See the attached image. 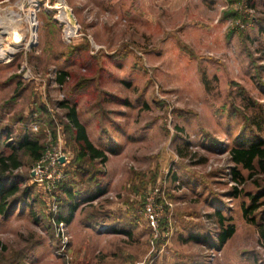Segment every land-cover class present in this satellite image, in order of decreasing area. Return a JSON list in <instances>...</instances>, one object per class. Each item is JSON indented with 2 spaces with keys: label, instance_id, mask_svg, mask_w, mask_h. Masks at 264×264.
<instances>
[{
  "label": "rangeland",
  "instance_id": "obj_1",
  "mask_svg": "<svg viewBox=\"0 0 264 264\" xmlns=\"http://www.w3.org/2000/svg\"><path fill=\"white\" fill-rule=\"evenodd\" d=\"M16 15L0 154L41 150H17L0 264H264V171L231 160L264 141V0H0ZM69 106L105 163L78 157Z\"/></svg>",
  "mask_w": 264,
  "mask_h": 264
},
{
  "label": "trees",
  "instance_id": "obj_2",
  "mask_svg": "<svg viewBox=\"0 0 264 264\" xmlns=\"http://www.w3.org/2000/svg\"><path fill=\"white\" fill-rule=\"evenodd\" d=\"M65 116L74 130L75 142L78 146V157L89 158L90 160H100L102 163H105V154L97 149L88 139L84 126L78 120L75 106H69L66 110ZM17 150H26L34 159L38 160L41 146L37 142L25 137L18 143L17 147H11V152L9 154H0V198L2 200L6 195H12L17 188V184L15 183V178L17 177L12 174L13 171L20 166ZM231 160L233 163L241 165L246 170L253 169V165L256 162L258 167L264 171V141H260L257 144H251L245 149H233L231 151ZM260 193L264 196V187ZM252 200L254 204H252L250 208L244 209L246 218L249 217L252 210L256 211L257 208L260 207L258 206V197L254 196L252 197ZM4 208L5 203H0V211L3 214H5L6 211ZM76 209V205H71L68 215L58 218L57 223L64 222L65 224H69ZM262 212H264V210ZM223 219V217L220 218L221 223L223 222ZM233 233V226L229 225L226 228L221 227L216 236L218 247L221 248L226 241L231 238ZM262 236L264 238V234H262Z\"/></svg>",
  "mask_w": 264,
  "mask_h": 264
},
{
  "label": "bare ground",
  "instance_id": "obj_3",
  "mask_svg": "<svg viewBox=\"0 0 264 264\" xmlns=\"http://www.w3.org/2000/svg\"><path fill=\"white\" fill-rule=\"evenodd\" d=\"M16 16H17L16 18L13 16L14 17L13 26H11V28L9 26L7 27V25L5 26L3 23L0 22V43L2 41L3 36H6V37L9 36L10 41L8 45H6L5 51L12 52V53L18 52L19 49L22 47V45L25 46V44L28 41V40L25 41V38H26L25 35L20 33L21 27H22L21 26L22 19H20L18 15ZM24 22L28 24L29 29L31 31L30 35L32 38L33 30H31V28L33 27V12L31 10L29 11L28 18H25ZM27 31H28V28L24 30V32H27Z\"/></svg>",
  "mask_w": 264,
  "mask_h": 264
},
{
  "label": "built area",
  "instance_id": "obj_4",
  "mask_svg": "<svg viewBox=\"0 0 264 264\" xmlns=\"http://www.w3.org/2000/svg\"><path fill=\"white\" fill-rule=\"evenodd\" d=\"M146 214L148 215V219H149V222H150V225L153 229H155V217L152 215L151 213V209L150 207L148 206V208H146Z\"/></svg>",
  "mask_w": 264,
  "mask_h": 264
}]
</instances>
